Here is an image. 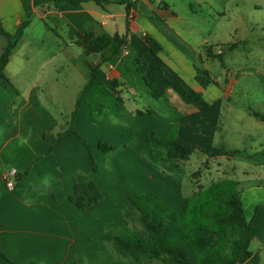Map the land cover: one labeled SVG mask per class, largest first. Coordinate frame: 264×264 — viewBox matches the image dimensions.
Here are the masks:
<instances>
[{"label": "crops", "instance_id": "obj_1", "mask_svg": "<svg viewBox=\"0 0 264 264\" xmlns=\"http://www.w3.org/2000/svg\"><path fill=\"white\" fill-rule=\"evenodd\" d=\"M54 1L0 0V18L4 29L15 34L23 23L29 22L20 44L30 31L34 34V28L43 27L44 37L52 38L48 41L50 44L33 41L31 48L36 45L42 52L53 49L64 51L68 54L66 61L75 68L85 60L100 65L99 77L112 90L114 82H117L116 92L124 100L128 113L120 117L105 113L95 123L87 104H82L79 108L76 129L79 132L89 131L95 136L93 141H89L93 153L107 161V166L98 164V173L92 171L91 165L89 167L88 150L75 135L67 137L53 153L47 154L48 147L56 139L57 134L53 133L64 129L60 126L63 121L46 106L38 82H31L28 87L21 89L13 82V78L20 74H8L18 44L6 68L7 79L0 82V253L17 264H113L103 259L105 245L99 236L108 223L115 222L125 226L123 213L132 210L129 195L137 197L151 194L182 212L188 196L195 191L191 187L186 194L183 193L186 175L181 168L166 169L168 175L162 174L159 169V166L162 167L161 162L150 156L147 132L155 130L159 137H165L171 127L178 126V141L210 148L211 142L215 140L217 125L225 119L222 115L224 105L228 109V117L231 113L236 114V111L231 110L237 106L232 88L242 75H249V67L240 70L243 74L234 80L232 72L227 71L225 84H211L204 89L197 83L196 75L200 65L207 68L204 66L201 49L210 43L206 38H192L199 32L182 26L189 18L181 16L174 6L158 0H137L136 9H132L129 15L126 6L119 3L123 0H107L108 3L102 5L94 1L78 5L67 2L58 8L51 5ZM184 1L192 5L191 0ZM251 1L255 4L259 2ZM127 25L130 29L128 34ZM86 32L110 38L116 34L127 36L129 46L109 62H105L111 58L108 49L102 54H93L84 59V50L78 45L77 39ZM145 35L153 37L163 50L153 53L144 40ZM3 39L0 38V57L7 44V39ZM241 43L247 41H233L228 49L236 52ZM220 46V52H224L226 48L218 45ZM77 48L79 53L76 55ZM139 55L149 62L161 64L167 76H176L187 93H202L203 100L186 103L176 93L169 91L166 98L160 102L155 101L149 95L142 75L137 72L135 59ZM211 55L218 54L209 51L208 57ZM248 57L245 56L247 63L251 62ZM56 59L57 56H51L40 64L41 69L54 63ZM28 63L29 60H26L25 66ZM85 69L87 81L90 70L87 67ZM205 71L209 73V70ZM187 80L191 85L188 89ZM141 100L147 103V108L138 104ZM146 110H153L155 113L136 114L137 111ZM240 112L255 121L261 129V133L253 137L257 142H262L260 146L236 148L243 153L233 158L206 157L205 160L210 159L232 168L233 172H228L231 175L222 180H234L239 184L241 192L243 191V207L248 206L252 212L258 203L254 198L260 197L259 191L262 188L259 185L250 187L244 184L249 183L252 177L247 174L254 173L263 186L264 172L248 171L244 165L264 168V112L247 107L240 109ZM238 115L241 121V116ZM193 129H198L199 133ZM222 131L218 134L221 138ZM204 135L207 137H203ZM201 140H206L207 143L205 141L201 145ZM99 142H106L119 150L105 156L98 149ZM220 147L235 149L222 144ZM81 152L86 158V164L80 163ZM41 155L43 157L31 167L23 185L13 191L8 190L4 175L12 169L23 174ZM147 157L152 159L154 165L146 161ZM80 172L87 175L104 196L98 205L86 212L69 201L75 189V175ZM245 186L251 191L247 200L244 199L247 196ZM244 210L248 219L246 208ZM250 221L255 241L256 221ZM0 264L10 263L0 257ZM123 264L134 263L127 261Z\"/></svg>", "mask_w": 264, "mask_h": 264}, {"label": "trees", "instance_id": "obj_2", "mask_svg": "<svg viewBox=\"0 0 264 264\" xmlns=\"http://www.w3.org/2000/svg\"><path fill=\"white\" fill-rule=\"evenodd\" d=\"M88 1L99 5L108 3L107 0H55L51 5L58 8L67 2L78 5ZM119 3L126 6L130 15V11L136 9L137 0H123ZM28 25L29 22L23 23L15 34H11L4 29L0 18V35L7 39L0 57V82L7 79L6 68ZM129 32L127 25V34ZM144 40L153 53L157 54L163 50L153 37L145 35ZM77 43L83 48L85 57L102 54L108 49L111 58L105 62L119 56L122 50L129 46L127 36L116 34L110 38L106 35L95 36L92 32L78 36ZM211 57L221 59L222 54ZM84 65L90 70V75L77 96L71 121L67 128L57 133L55 141L46 153H53L67 137L75 135L88 150L92 171L98 173L100 167L91 152L89 141L76 129L78 110L82 104H87L95 123L105 113L120 117L128 111L124 100L116 92L117 82H114L113 90L110 89L99 77L100 65L87 60ZM135 65L149 89V95L155 101L166 98L169 91L176 93L186 103L203 100L202 93H187L183 83L176 76H167L161 64L149 62L139 55L135 59ZM196 81L204 89L211 84L219 86L207 71L199 69ZM146 113L153 114L154 111L136 112L137 115ZM177 132L174 126L165 137H159L155 130H149L146 134L150 156L161 162L162 174H166L165 169L181 168L197 151L207 158H233L243 153L239 149L228 150L224 147L202 149L195 144L178 141ZM98 149L106 156L117 151L116 147L106 142H99ZM42 157L43 155L37 157L23 174L18 173L15 176L16 188L23 185L31 167ZM199 174L200 171H197L193 177ZM103 199L104 196L99 192L97 185L87 175L81 172L75 175V189L69 197L75 207L86 212ZM129 201L132 210L123 213L125 226L108 223L99 236L105 245L102 257L113 264H123L127 261L134 264H261L259 253L250 250L254 240L252 221L246 218L242 192L234 180H222L207 188L195 190L188 196L182 212L171 209L151 194L137 197L129 195ZM258 209L257 207L255 213ZM0 257L10 264H17L3 253H0Z\"/></svg>", "mask_w": 264, "mask_h": 264}, {"label": "rangeland", "instance_id": "obj_3", "mask_svg": "<svg viewBox=\"0 0 264 264\" xmlns=\"http://www.w3.org/2000/svg\"><path fill=\"white\" fill-rule=\"evenodd\" d=\"M158 1L165 2L172 7L174 6L181 16H187L189 18L188 21L182 23V26L188 29L192 28L199 32V34L192 36V38L208 39L210 44L204 45V49H201L202 56L204 57V66L207 68L200 65L198 69L201 71L209 70L210 76L216 80V82H219V86L225 84L224 79L226 78L227 71L232 72L234 80L243 74V68L249 67V70H247L249 75H242L240 81L232 88L237 106L232 107L231 110L236 111V114L234 115V113H231L230 117H228V109L226 105H224L222 115L225 119L221 120L217 125L215 140L211 142L209 147H220V144H222L232 149L245 147L250 149L260 146L262 142H257L253 137L260 134L261 129L255 124V121H252L247 115L240 112V109L244 110L247 107L251 110L258 109L264 112V0H258V4H255L251 0H191V6L184 3V0ZM34 29V34H31L30 31L25 40L19 44L15 56L12 58L8 68V74H20L16 76L17 78H13V82L17 83L15 85L21 89L28 87V84H31V82H38V87L43 95L46 106L59 115V119L63 121V124L60 126L65 129L69 125L71 115L75 110L77 93L86 82V69L83 62H81V65L78 64V67H73L66 61L65 57L68 54L64 51L58 52L53 49V51L42 52L38 50L39 47L36 45L33 46L34 48H31V42L33 41H45L46 45H48L50 44L48 41L52 39L44 37L45 31L43 27ZM0 38L4 40L3 37ZM240 39L246 40L247 43H241L236 52L228 49L233 41ZM218 45H224L226 50L220 52L222 46L218 47ZM209 51L215 54H222L221 59L208 57ZM250 51L252 52L250 53ZM78 53L79 48L76 49V55ZM54 55L57 56L55 62L41 69L40 64L45 63ZM72 55L75 56V54ZM245 56H249L248 59L251 62L247 63ZM83 58L86 59L85 55ZM26 60L30 62L28 66H25ZM188 81L189 80L186 82L187 89L191 87ZM138 104L142 108L148 107L147 103L143 100L138 102ZM238 114L241 116V121H239ZM175 127L178 131L179 127ZM60 131H62V128L58 132ZM221 131L223 132L222 138H224V140L219 136ZM58 132L56 131L53 134L56 135ZM197 132L199 133V131ZM80 133L88 141H93L95 139V136L89 131ZM195 136L198 137V135ZM203 137H207V135ZM205 141L201 140V145L205 144ZM195 145L202 148L198 144ZM90 149L92 154H94L91 144ZM117 150H119V148H117ZM93 156L98 164L101 163V165L107 166V161L105 159L102 160L97 155L95 156V154ZM206 157L207 156L203 153L197 151L193 154L191 159L185 162L181 167V171L186 175L183 181L184 194H186L191 187H194L195 190L207 188L229 177L231 175L228 173L229 171L233 172L231 167L219 165L210 161V159L205 160ZM152 159L147 157L146 161L152 163ZM80 163L86 164V158L82 152L80 154ZM88 165L90 167L89 161ZM151 165L154 164L152 163ZM244 166L251 172H264L263 167L256 169L254 166ZM159 169L162 170L163 166H159ZM197 171H200V174L193 177ZM165 172L166 175H168L166 169ZM239 172L241 173L242 171ZM242 175L244 176L245 173ZM247 175H252V177L250 179L247 178L250 182H246L244 185H250V187L259 185L260 188H262L259 191L260 197L254 198L258 201L256 208L258 207L259 209L257 212L255 213L256 208L250 212L248 206H244V209L246 208L247 210L246 213L249 221H256L255 233L257 239L252 242L250 250L253 253H259L261 256V264H264V238L262 237L264 235V185L262 186L260 184L261 182L258 181L259 177L254 176V173H248ZM245 187L244 192L245 194L247 193V196L244 197V199L247 200L249 199L248 197L251 191H248L247 186ZM159 201L175 210L162 200Z\"/></svg>", "mask_w": 264, "mask_h": 264}, {"label": "built area", "instance_id": "obj_4", "mask_svg": "<svg viewBox=\"0 0 264 264\" xmlns=\"http://www.w3.org/2000/svg\"><path fill=\"white\" fill-rule=\"evenodd\" d=\"M219 84V82H217ZM18 172L15 169L9 170L5 175V183L8 190L13 191L16 188L15 176Z\"/></svg>", "mask_w": 264, "mask_h": 264}]
</instances>
